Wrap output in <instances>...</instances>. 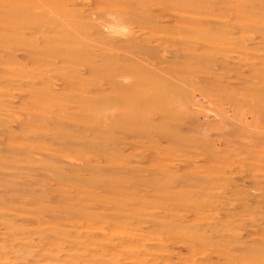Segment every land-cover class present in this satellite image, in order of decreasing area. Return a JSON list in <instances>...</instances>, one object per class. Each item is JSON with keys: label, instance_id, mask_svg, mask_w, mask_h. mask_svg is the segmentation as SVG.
<instances>
[{"label": "rangeland", "instance_id": "1", "mask_svg": "<svg viewBox=\"0 0 264 264\" xmlns=\"http://www.w3.org/2000/svg\"><path fill=\"white\" fill-rule=\"evenodd\" d=\"M262 161L264 0H0V264H264Z\"/></svg>", "mask_w": 264, "mask_h": 264}, {"label": "bare ground", "instance_id": "2", "mask_svg": "<svg viewBox=\"0 0 264 264\" xmlns=\"http://www.w3.org/2000/svg\"><path fill=\"white\" fill-rule=\"evenodd\" d=\"M89 3V2H88ZM98 6H99V4H98ZM147 8V7H146ZM151 9V8H150ZM108 16V15H107ZM138 16H140V13H138V12H136L135 10H132V11H128V12H123V13H121V18H123V19H129V18H134V21H137V17ZM141 16H149V14L147 13V11H144L143 12V14L141 15ZM191 23H196V21H191ZM138 26H139V28L138 29H140V31H153V32H161V31H159V29H157V27H155V25L154 24H147V25H145V24H143L142 22H139V24H138ZM157 30V31H156ZM138 31V30H137ZM74 32H76V31H74ZM118 32V31H117ZM163 32V31H162ZM41 33L43 34V31H41ZM150 34H152V33H150ZM154 35H156L155 33H153ZM161 34V33H160ZM164 34V33H163ZM159 35V34H158ZM57 37H59V36H51L50 38H47V39H45L44 37H43V45H44V47H43V53H44V56L42 57V61L43 62H49V60H50V58H58L59 59V61L58 62H61V64L63 65V63L65 64V63H67V62H69L68 61V54L67 53H65V52H57V51H53V50H55V49H51V47L49 48V50L48 49H46V45L48 44V43H53V41L52 40H54L53 38H55V40L57 41L58 40V38ZM64 37V36H63ZM129 43H125V44H122V46L125 48H128L129 50H131V51H135V50H138V49H142L141 48V46H139V45H136L135 44V42H134V36L133 35H130V36H128L127 37V39H126ZM125 40V41H126ZM196 42H198L199 44L201 43V39H198V40H195ZM94 43V42H93ZM103 46V45H102ZM158 47H160V46H158ZM32 51V49H29V51ZM242 59V58H241ZM80 63L81 64H83L84 66H85V68H87L88 70H89V67H90V70H91V65H90V63L86 60V58H84V61H80ZM156 65V64H155ZM100 68H101V66H100ZM92 72V71H91ZM64 74H65V72H63ZM66 75V74H65ZM67 76V75H66ZM65 79H66V82H67V84L68 85H79L78 84V81L76 82V75L74 74V73H72V72H70V75L69 76H67V77H65ZM141 81H140V80ZM137 78V80L136 79H130V84H128V85H147V83L144 81V80H142V78ZM79 81H81V80H79ZM82 84V83H81ZM117 84H119L118 82L117 83H115L114 85H117ZM153 93V96H156V94H155V92L153 91L152 92ZM258 97H259V99L260 98H262V92L260 91L259 93H258ZM155 98V97H154ZM153 102H154V100H152ZM154 107V111L153 112H156L157 114H159L160 116H161V119H163L164 120V116L163 115H168V113H166V111H165V109H163L164 107H160L159 106V104L158 105H156L155 103H154V105H153ZM169 116V115H168ZM168 116H166L167 118H168ZM224 116V115H223ZM229 117V116H228ZM230 122L232 121V119L231 120H229ZM233 121H234V119H233ZM227 123V122H226ZM239 129V128H238ZM220 134V133H219ZM249 138V137H248ZM241 139L243 140V142L244 143H242V144H244V145H246V146H248L249 145V147H250V145H257V143L258 142H261V141H257V140H255L254 138H249V139H247L246 137L244 138V137H242L241 136ZM216 140H218L219 141V138L217 139V137H215V138H213V139H209V138H206L205 140H203L202 141V144H200L201 145V147H203V150L204 151H206L208 148H210L212 145H216V144H218V143H216ZM220 142L222 143V139L220 138ZM218 145H222V144H218ZM261 146V145H260ZM215 147V146H214ZM255 147H257V146H255ZM237 148V147H236ZM241 148V147H240ZM260 148V147H259ZM216 149V148H215ZM259 150V149H258ZM250 151H252V150H250ZM262 153V152H261ZM254 154V153H253ZM252 154V155H253ZM258 154V153H257ZM261 155H263V153L261 154ZM260 155V156H261ZM250 157H251V155H249ZM254 156V155H253ZM259 155L257 156V157H260ZM214 157V161H216L217 159V157L216 156H213ZM262 157V156H261ZM206 158V157H205ZM257 159V158H256ZM256 159H255V161H256ZM259 160L261 159V158H258ZM206 160V159H205ZM258 160V161H259ZM219 162V161H218ZM263 162V161H262ZM261 162V163H262ZM264 163V162H263Z\"/></svg>", "mask_w": 264, "mask_h": 264}]
</instances>
